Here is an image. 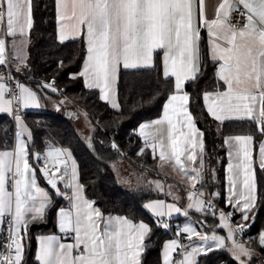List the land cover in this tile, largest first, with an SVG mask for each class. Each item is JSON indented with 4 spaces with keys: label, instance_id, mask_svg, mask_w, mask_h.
Returning <instances> with one entry per match:
<instances>
[{
    "label": "snow or ice",
    "instance_id": "obj_1",
    "mask_svg": "<svg viewBox=\"0 0 264 264\" xmlns=\"http://www.w3.org/2000/svg\"><path fill=\"white\" fill-rule=\"evenodd\" d=\"M198 4L199 23L208 30L212 59L219 62L216 75L226 86L224 91L204 95L208 113L221 125L226 121H253L264 135V0H222L217 6L216 18L211 21L206 18L205 0H198ZM56 8L61 43L86 37L87 59L79 73L84 77L85 87L99 89L100 99L113 108L119 107L114 98V85L121 67L150 68L154 53L162 51L163 77L165 80L175 78V92L164 105L163 119L141 125L140 135H145V129L154 128V136L159 135L160 139L153 138L150 144L146 139V146L154 151L159 148L160 161H174L188 180H201L204 134L196 127L188 109L189 95L182 91L185 82L194 81L200 71L197 0H56ZM232 11H241L246 18L239 30L229 23ZM32 27L33 0H0V31L7 37H24L26 33L30 34ZM5 47V39L0 38V66H6ZM3 79L0 76V81ZM17 88L19 98L6 99V85L0 82V113L12 115L14 103L21 109L41 107L36 92L22 84ZM43 88L58 91L54 82L43 84ZM14 119L22 129L16 133L15 149L0 151V225L7 223L10 226L9 242L0 244V248L7 250V254L0 252V264H22L25 247L22 230L26 234L29 224L26 217L31 214L32 222L42 220L52 202L49 193L37 184L36 167L30 163L22 139L23 131H27L22 117L16 114ZM164 125L167 126V143L164 129L155 127ZM252 142V135H236L224 140L230 158L227 202L242 212V221L250 219L249 212L256 202L249 147ZM259 154L260 166L264 169V143L260 145ZM34 158L38 162L41 160L38 153ZM43 159L40 172L56 195L64 196L71 203L70 210H59V231L70 236L74 243H63V238L56 235L38 237L39 250L35 258L39 264H140L143 241L151 231L150 226L143 222L136 224L124 217L105 218L94 207V202L82 196V186L73 183L77 178L74 161L71 178L65 180L69 174L67 161L71 159L70 153L55 148L49 150ZM189 165H194L191 171ZM59 183L72 189L70 197L60 191ZM238 184L243 189L239 193ZM194 196L202 197L203 192L189 195L188 209L215 214L210 201L194 200ZM144 207L160 218L157 224L164 228L169 225L163 217L182 211L164 201L150 202ZM183 215L187 216L188 211H183ZM230 216L231 213L226 216L221 212L220 222L228 229L227 239L232 241V248L236 250L234 258L240 260L246 256L250 259V250L235 241V232H243L246 225L232 228L228 223ZM182 234H187L185 238L190 241L193 236L198 237L201 243L189 244L182 249L179 241L172 240L164 246L163 264H198L196 257L199 254L213 250L210 241L217 248H225L223 237L201 233L191 224L177 231V235ZM259 242L264 247V232L260 234ZM173 253L182 258L175 259ZM240 264L244 261L240 260Z\"/></svg>",
    "mask_w": 264,
    "mask_h": 264
},
{
    "label": "trees",
    "instance_id": "obj_2",
    "mask_svg": "<svg viewBox=\"0 0 264 264\" xmlns=\"http://www.w3.org/2000/svg\"><path fill=\"white\" fill-rule=\"evenodd\" d=\"M200 49V71L194 81L186 83L184 92L189 95V111L195 124L204 134L203 181L208 194L218 193L215 203L224 196L225 137L252 135L256 149L263 135L253 121H229L221 125L208 115L203 94L219 91L223 84L216 76V64L207 54L204 31L200 37ZM85 53L82 37L63 43L57 40L55 0H33V27L27 37L26 56L20 66L9 64L10 71L19 83L40 94L44 91L43 84L54 82L58 91L47 92L57 99L64 97L85 113L94 131L86 138L69 118L49 111L26 113L25 119L32 130L29 161L39 172L33 161L35 152H43L50 143L69 149L77 162L85 197L94 202V207L103 215H119L134 222H146L151 231L145 238L140 264H161L162 244L170 234L144 209L145 202L160 197L152 190L148 179L149 175L157 174L159 161L148 147L138 141L132 130L143 122L160 117L165 101L174 92L173 79L165 80L163 77L161 51L154 53L153 66L149 69H121L116 85L119 108L115 110L100 99L96 90L85 89L77 75ZM5 71L6 67H0L1 73L5 74ZM13 144L14 124L8 115L0 114V151L12 149ZM121 165L129 167V180L122 181L119 177L117 169ZM38 178L43 184L42 177L38 175ZM255 179V207L249 212L250 219L241 232V242L255 249L264 264V247L257 244L259 234L264 232V170L258 165H255ZM51 201L43 219L30 222L26 234L22 231L25 236L22 264H38L35 258L37 237L56 231L57 211L64 201L53 193ZM197 262L239 264L225 250L201 254ZM256 262L252 259L249 264H258Z\"/></svg>",
    "mask_w": 264,
    "mask_h": 264
},
{
    "label": "crops",
    "instance_id": "obj_3",
    "mask_svg": "<svg viewBox=\"0 0 264 264\" xmlns=\"http://www.w3.org/2000/svg\"><path fill=\"white\" fill-rule=\"evenodd\" d=\"M222 2V0H205V12H206V18L208 21H211L212 19L216 18V10H217V6ZM55 12H56V24H57V40L59 41V24L57 21V8H56V0H55ZM196 26L199 28V52H200V61H199V68H201V49H200V37L202 32H205V40H206V46H207V54L210 58L211 61H213L212 59V48H211V43H210V37L208 35V30L206 27L202 26L199 23V4H198V0H197V18H196ZM239 30V29H238ZM29 34L26 33V35L24 37H21L19 35L15 36V37H7L4 32L0 31V38H4L5 39V43H6V47H5V53H6V66L11 64L12 66H20L23 63H21V61L24 62V53H26V46L27 43H22V41L27 40ZM80 38V37H78ZM76 38V39H78ZM83 41L85 43V58L83 60L81 69L79 71V73H81L83 71V67H84V63L87 59V43H86V37H82ZM69 40H73V39H68L66 41ZM163 56V53L161 51V57ZM216 64V69H215V73H217L218 68H219V62L217 61H213ZM6 66H0V67H6ZM163 67V64H162ZM121 69H123L121 67ZM120 69V70H121ZM139 69H143V68H139ZM149 69V68H148ZM124 70H133V69H124ZM135 70V69H134ZM79 73L77 74L78 76ZM0 76H2L4 79L0 82L5 83V74L0 72ZM76 76V75H75ZM217 76V75H216ZM82 81H83V85L85 87V80L84 77L80 76ZM173 79V83H174V92H175V78L174 77H170ZM218 78V77H217ZM219 80V79H218ZM189 81H186L182 91L184 92V87L186 85V83ZM219 82H221L223 84L222 81L219 80ZM22 84V83H19ZM25 87L29 88L30 90L36 92L39 102L41 104V107L39 109H34V108H29V109H21V114L20 116L22 117V120L24 122V126L26 127L27 131H23L22 134V139L25 141L26 147L28 149L31 140H32V130L30 127V124H28L27 120L25 119V114L26 113H30V112H53L56 115H59L61 117H65V115L67 114L70 121H72L75 125V127L79 130L80 134L83 135L86 138H89L92 134V132L94 131V127L91 125L90 120L87 118L88 116L85 115V113H83L81 110L77 109L76 107L72 106L70 104V102L68 100H66L64 97L57 99L55 97H53L50 93L48 92H52L50 89H46L44 88L42 91V93L40 94L39 91L30 88L29 86H26L25 84H22ZM116 85H117V81L116 84L114 85V98L117 102V93H116ZM7 88V86H6ZM85 89L87 90H96L99 93L100 96V91L99 89L96 88H92L89 89L87 87H85ZM226 90V86H224L223 84V89L219 90V91H224ZM48 91V92H47ZM173 92V93H174ZM217 91H213V92H207V93H215ZM172 93V94H173ZM171 94V95H172ZM206 93L203 94V104L205 106V110L207 111L205 102H204V95ZM40 95V96H39ZM170 97V96H169ZM168 97V98H169ZM5 98L8 99L7 96V91L5 93ZM165 101L164 105L167 103L168 101ZM104 101V100H103ZM106 102V101H104ZM111 108H113L111 106L110 103L106 102ZM118 103V102H117ZM164 105L162 108V112L159 118L155 119V120H151V121H146L141 123L139 126H137L136 128V136L139 139L138 141H140L141 143H143L144 146H146L145 144V140L147 139L149 141V144L151 143L152 139L155 138L156 140L160 139L159 135H155L154 136V128H149V129H145V135L141 136L140 135V126L143 124H153V122H155L156 120L159 119H163V115H164ZM119 108V107H118ZM118 108H113L115 110H118ZM188 109H189V104H188ZM208 113V111H207ZM0 114H6L10 117L9 114L7 113H0ZM208 115L218 124H220L219 121L215 120L209 113ZM258 115V114H257ZM235 121V120H234ZM88 122V125H87ZM229 122V121H226ZM88 126V131L86 132V127ZM157 128H163L165 131V135H164V139H165V143H167V139H166V128L167 126H155ZM197 127V126H196ZM198 128V127H197ZM199 129V128H198ZM18 131H22V129L17 125L16 121L14 123V144H13V148L12 149H8L7 151H13L15 149L16 143H17V139H16V133ZM186 131V129H185ZM200 131V130H199ZM82 132V133H81ZM201 132V131H200ZM29 133L31 135H29ZM84 133H87V136L84 135ZM231 137V136H229ZM228 137H225V139ZM224 139V140H225ZM261 143H264V135L262 136V140L259 143V145L257 146L256 149H254L253 146V142L252 144L249 145L250 149H251V160H252V171L254 173L255 176V165H258L260 168V154H259V148ZM151 150V153L153 154V156L159 161V165H158V170H157V174L155 175H149L148 179L151 188L154 192L158 193L160 195L159 198H153V200H149L147 202H145V204L150 203V202H154V201H164L165 204H174L177 207L181 208V213H175L173 212L171 217L165 216L162 219H166L169 224L171 225L172 230L174 231L175 235H177V231L179 229H182L184 227V225L186 224H191L193 227H195L199 232H203L209 236H211L212 234H216L220 237H223L225 239V248L220 249L215 247L214 242L213 243V250H225L232 258L235 262L240 264V260L244 261V264H249L250 261L252 259H255L258 264H262L261 258H260V254L253 249L251 246H249L248 244L244 243V242H238L236 240V232H235V241L237 244H241L243 245V247L247 248L248 250H250V252L252 253L251 258L249 259L246 256H242L240 258V260H237L234 258L233 252L236 251L235 249L232 248V241H229L227 239L228 236V229L227 228H223L221 226V222H220V213L223 212L226 216L231 213L230 219L228 220L229 225L235 229L236 225H240V224H244L246 223V221H242L241 220V216H242V212L236 210L234 207H232L231 205L228 204V197L230 195L229 193V182H228V164L230 162V158H229V147L227 145H225L224 143V147H225V164L224 166V196L221 198V200H218L214 203L215 199H216V195L214 194H210L209 195V199H207V194L203 193L202 197H198V196H194L193 199H203L205 201H210L211 203H213V207L215 209V214H213L211 211H203V212H197L195 211V209H188L187 205L189 204V195L192 194L193 192H200L199 190L204 187V170L201 169V173H202V178L199 181H190L187 179V177L183 176L182 173L179 171V169L175 166L174 161H164L161 162L159 159V152L160 149L157 148L155 151L150 147V146H146ZM61 149L63 152H65V154L70 153L71 154V159L67 161V166H68V176L65 177V180H70L71 178V167H72V163L73 161L75 162L76 165V171H77V178L73 183H78L79 185H81L80 183V179H79V172H78V165L77 162L74 158V156L72 155L71 151L67 148H62L58 145L55 144H48L47 148L43 151V152H35L33 155V161L36 162L37 166H38V170L39 172H36V176H37V184L39 187H41L42 189H44L45 191H47L49 193V196L51 198V193L55 194L54 190L51 188V186L47 183V180L44 179L42 177V173L40 172V168L43 166L44 163V156L45 154L51 150V149ZM166 152H169V150L167 148L164 149ZM1 151H5V150H1ZM197 153H199V149L196 150ZM40 154L41 156V160L38 162L35 160L34 156L35 154ZM170 155V152H169ZM182 160H184V158H182ZM185 164L188 165V162L186 160H184ZM255 164V165H254ZM33 165V164H32ZM191 167H194V165H189L188 170L191 171ZM119 171V177L122 179V181L124 180H129L130 178V173L129 172V167H127L126 165H121L118 169ZM264 170V169H263ZM38 175H40V177H42L43 180V184L41 183V181L38 178ZM242 179V177H241ZM160 185V187H158L157 185ZM195 184V187L193 188L192 185ZM200 184V186L198 188H196V185ZM255 184H256V179H255ZM82 186V185H81ZM60 191L62 193H66L69 197L72 194V189H68L64 187L63 183H59ZM83 188V187H82ZM243 189L239 186L238 184V188L237 191L239 193V191H242ZM256 192V189H255ZM254 195L256 196V193H254ZM57 196V195H56ZM82 196L87 199L84 195V191H82ZM60 197L64 202L63 205L59 208V210L61 208L65 209V210H70L71 209V203L68 199H65L64 196H58ZM233 199H235V197H233ZM89 200V199H87ZM90 201V200H89ZM221 202V204H219ZM144 204V205H145ZM145 211L147 213H149L152 217H154L155 219H160L157 218L155 216H153V214L144 207ZM59 210L57 211V216H56V231L52 232V233H47V234H41L40 236H48V235H56L58 237H62V241L63 243H74V241L72 240V238L70 236H67L63 233H60L59 231ZM187 210L188 211V215L185 216L183 215V211ZM112 216V217H123V216H119V215H104L105 218ZM125 218V217H124ZM176 218H178L177 220H175ZM26 219L29 220V223L32 222L31 220V214H28V216L26 217ZM40 221V220H39ZM132 221V220H130ZM134 222V221H132ZM143 221H137L134 222L136 224H139ZM145 224H147L146 222H143ZM206 223H210L211 225L208 226H204ZM173 225V226H172ZM204 231H203V228ZM165 229V228H164ZM3 230V225H0V240H1V233ZM23 231V230H22ZM187 234H182V237H184V243L183 246H187L189 244H200V240L198 237L193 236L192 240H188L185 238ZM260 236V234H259ZM38 237H37V248H36V254L39 250V242H38ZM147 237V236H146ZM145 237V238H146ZM172 240H175L174 238H172L171 235H169V238L167 240L164 241V243L162 244V248H161V264H163V253H164V246L165 244L171 242ZM143 244L145 246V239L143 241ZM257 244L259 246L260 242H259V237L257 240ZM143 252V251H142ZM142 252L140 255V261H141V257H142ZM204 254V253H201ZM199 254L196 259L198 260V257L201 255ZM36 256V255H35ZM175 256V253H173V257ZM182 258V256L180 257ZM179 258V259H180ZM37 261V260H36ZM37 263L39 264V262L37 261Z\"/></svg>",
    "mask_w": 264,
    "mask_h": 264
},
{
    "label": "built area",
    "instance_id": "obj_4",
    "mask_svg": "<svg viewBox=\"0 0 264 264\" xmlns=\"http://www.w3.org/2000/svg\"><path fill=\"white\" fill-rule=\"evenodd\" d=\"M241 11H243V9L241 8ZM241 11H232L231 12V19L229 21V23L231 24L232 27H234L235 29H240L241 25L243 23L246 22V18L245 16H243L241 14ZM5 82H6V86H7V96H8V99H13V100H17L19 98V90L17 88V85L19 84L18 80L14 77V75L11 73L10 71V68H9V65L6 66V71H5ZM16 114H21V108H18L17 105L14 103L13 104V114L10 115V118L13 122V124L15 123V119H14V116ZM132 134H136V129H133L132 130ZM119 155H123L121 151H119ZM42 177L44 179H46L43 175ZM47 180V179H46ZM61 184V183H60ZM59 186V184H58ZM200 186V184H197L196 185V188H198ZM54 190V189H53ZM55 192V190H54ZM56 193V192H55ZM7 219H10V218H7ZM166 223H168L169 227L168 228H165V230L168 232V234H170L172 236V238H174L175 240L179 241L181 246H182V249H183V243H184V237H182V235H175L174 231L172 230L169 222L166 220V219H163ZM9 225L7 223H4L3 224V230H2V233H1V240H0V244H7L9 242ZM237 226H235L236 228ZM236 240L238 242H241L242 241V238H241V232L237 231L236 232ZM181 249V251H182ZM0 252L4 253V254H7V250L4 249V248H0ZM181 256H177L175 254L174 258L175 259H179Z\"/></svg>",
    "mask_w": 264,
    "mask_h": 264
},
{
    "label": "rangeland",
    "instance_id": "obj_5",
    "mask_svg": "<svg viewBox=\"0 0 264 264\" xmlns=\"http://www.w3.org/2000/svg\"><path fill=\"white\" fill-rule=\"evenodd\" d=\"M24 55L26 56V53H24ZM24 58H25V57H24ZM39 96H40V95H39ZM87 125H88V122H87ZM88 129H89V128H88V126H87L85 131L87 132ZM81 133H82V132H81ZM84 135L87 136V133H84ZM129 173H131L130 169H129L128 174H129ZM199 191H202L203 193L205 192L204 194L210 195V194L207 193L206 189L203 188V187H202ZM208 225H211V224H210V223H206L204 226H208ZM201 227H202V226H201ZM202 228H203V227H202ZM204 229H205V228H203V231H204ZM202 233H203V232H202Z\"/></svg>",
    "mask_w": 264,
    "mask_h": 264
},
{
    "label": "water",
    "instance_id": "obj_6",
    "mask_svg": "<svg viewBox=\"0 0 264 264\" xmlns=\"http://www.w3.org/2000/svg\"><path fill=\"white\" fill-rule=\"evenodd\" d=\"M65 117H66V118H69L67 114L65 115Z\"/></svg>",
    "mask_w": 264,
    "mask_h": 264
}]
</instances>
